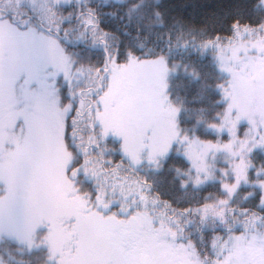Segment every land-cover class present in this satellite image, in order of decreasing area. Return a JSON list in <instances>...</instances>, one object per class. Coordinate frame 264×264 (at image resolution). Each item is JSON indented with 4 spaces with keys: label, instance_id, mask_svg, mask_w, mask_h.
I'll use <instances>...</instances> for the list:
<instances>
[{
    "label": "snow or ice",
    "instance_id": "6c2138e0",
    "mask_svg": "<svg viewBox=\"0 0 264 264\" xmlns=\"http://www.w3.org/2000/svg\"><path fill=\"white\" fill-rule=\"evenodd\" d=\"M86 2L90 3V0ZM262 2L264 0H257L249 16L260 11ZM79 3L80 0H75V3L74 0H57L48 8L33 6L24 9L19 22L12 17L9 20L22 40L38 35L60 57L59 62L52 65L55 71L51 75H63V86L67 92L62 95L59 81L54 82L59 102L56 132L62 138L65 150L72 155L65 175L74 181L77 192L84 196L96 216L116 225L110 235V243L121 258L120 264H150L145 257L153 250L160 253V259L154 264H264V180L257 181L261 189L259 194L250 192L244 197L246 202L250 198L255 201L251 207L247 203L231 206L229 199H220L218 205L223 207L205 203L193 208L190 203L182 202L183 197L169 191L161 192L148 177L141 178L145 159L155 165V171L162 170L159 157L167 154L172 140L180 138L175 131L178 126L173 121L171 137L160 145L144 143L143 139L131 141L123 129L108 119L111 109L105 101L126 68L149 61L164 62V54L143 50L133 53L119 46H109L106 32L96 35L100 25L91 18L94 10L88 7L87 18L81 20L85 14L77 7ZM77 23L91 25L93 44L103 45L104 56L99 64L85 66L68 51V37ZM83 35L81 32L77 39ZM209 45L218 54L217 72L226 73L221 77L222 82L215 85L226 113L231 116L236 111V92L242 82H247L264 105V17L246 24L239 19L233 20L229 32L223 35L216 32L203 44L204 47ZM171 70L165 64V73ZM73 80H76L75 85ZM164 81L167 93L166 74ZM174 111L178 113L179 109ZM216 118L220 119L219 113ZM239 119L237 115L232 129L236 138L244 137L245 145L255 141L248 151L251 152L258 144L264 145V118L257 121L250 115L247 128L239 124ZM209 126L217 127L215 124ZM223 126L222 123L219 127ZM109 134L119 136L121 142L109 148ZM106 152L114 155L109 158ZM185 155L190 160L194 159L191 145ZM192 166L197 173L205 172L204 179L211 178L207 166L195 163ZM262 172L264 168L258 169L256 175L260 176ZM224 174L227 175L226 170ZM241 179L247 181L248 176L238 168L235 184L230 186L222 181V187L229 196L234 194ZM202 182L198 175L194 183ZM180 186L187 187V181H181ZM5 195V192H0V201ZM6 214L7 209L0 208V218ZM140 215L148 218L146 226L133 224ZM195 216L199 217L196 240L189 230ZM209 216L213 217L211 222ZM13 239L24 243L17 237ZM25 247L29 255L35 250V261L30 260L28 264H60L59 256L52 254L42 242L30 240ZM247 248L258 249L259 255L249 259L247 252L242 250ZM41 249H44L43 257Z\"/></svg>",
    "mask_w": 264,
    "mask_h": 264
},
{
    "label": "rangeland",
    "instance_id": "374dc122",
    "mask_svg": "<svg viewBox=\"0 0 264 264\" xmlns=\"http://www.w3.org/2000/svg\"><path fill=\"white\" fill-rule=\"evenodd\" d=\"M54 2L57 0H0V84L5 89L4 100L0 98V106L5 105L4 121L0 123V192L6 193L0 208L7 209V214L0 218V242L10 238L18 243L13 239L17 237L24 241L18 244L25 250L30 240L42 242L52 254L59 256L60 264H120L121 258L110 243L116 225L96 216L84 196L77 192L74 181L65 175L72 155L56 132L59 102L54 82L59 81L62 95L67 92L63 75H51L55 71L52 65L60 57L38 35L22 40L9 20L12 17L19 22L24 9L48 8ZM261 4L264 7V2ZM212 54L217 62L218 54L215 50ZM164 57V62L138 63L121 72L106 97L111 109L108 119L123 129L131 141L143 139L144 143L156 145L171 137L174 121L180 138L172 140L167 154L159 157L161 164L170 156L181 157L189 167L183 181L192 188L216 183L223 192L220 199L231 201L242 188L244 196L260 193L257 181L264 180V172L260 176L256 172L264 168V145L258 144L249 152L255 141L245 145L244 137L236 138L232 129L237 115L239 124L246 128L250 115L257 121L264 118V105L257 93L247 82H242L236 92V111L231 116L224 108L220 119L184 128L164 89L165 74L168 85L170 76L183 72L181 62ZM165 64L172 70L165 73ZM72 83L75 85L76 80ZM222 123L224 126L219 127ZM212 124L217 127H210ZM107 139L121 142L119 136L111 134ZM190 145L193 160L185 155ZM193 163L207 166L211 178L204 179L205 172L197 173ZM238 168L246 172L248 180L241 179L234 194L229 196L222 181L230 186L235 184ZM143 169L155 171V165L145 159ZM198 175L203 182L197 185L194 181ZM148 222L146 216L140 215L133 224L140 227ZM242 250L249 259L259 255L258 249ZM145 259L154 264L160 253L153 250ZM0 264H6L1 257Z\"/></svg>",
    "mask_w": 264,
    "mask_h": 264
},
{
    "label": "trees",
    "instance_id": "16d2710c",
    "mask_svg": "<svg viewBox=\"0 0 264 264\" xmlns=\"http://www.w3.org/2000/svg\"><path fill=\"white\" fill-rule=\"evenodd\" d=\"M256 4L257 0H90V3L84 0L77 7L85 14L81 20L87 18L88 7L94 10L91 18L100 25L96 35L106 32L109 46H119L133 53L141 50L157 55L163 53L181 62L183 72L170 76L168 80L169 100L179 109L177 119L180 125L191 129L197 123L216 120V114L224 109L219 90L215 87L222 82L224 75L216 70L213 47H204V42L216 32L222 35L229 32L235 19L245 24L258 22L264 17L261 4L260 11L249 16ZM81 32L83 38L77 39ZM92 41V26L83 23H77L68 37L69 49L85 66L99 64L103 60V45ZM4 114L1 107L0 123L4 121ZM108 142L109 148L118 145V141ZM105 155L111 158L114 154L106 152ZM162 165L161 171L141 170V178L148 177L161 192L169 191L183 197L182 202L190 203L193 208L205 203L223 207L218 205L223 193L216 183L201 188L180 186L184 173L189 169L184 159L176 155ZM254 202L251 198L246 202L239 195L231 201V206L247 203L251 207ZM253 211L259 212L258 209ZM212 219L209 216V222ZM198 220V216L193 217L189 226L194 240L199 236L196 231ZM40 255L43 257L44 250H40ZM0 256L9 264H28L30 260L35 261V250L29 255L15 241L6 240L0 243Z\"/></svg>",
    "mask_w": 264,
    "mask_h": 264
}]
</instances>
